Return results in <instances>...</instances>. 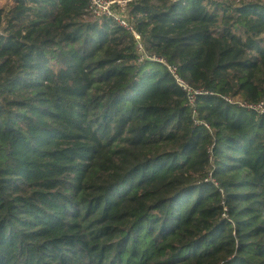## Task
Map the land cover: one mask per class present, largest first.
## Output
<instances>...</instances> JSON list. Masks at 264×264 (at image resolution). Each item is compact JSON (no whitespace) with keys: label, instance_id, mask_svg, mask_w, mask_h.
I'll list each match as a JSON object with an SVG mask.
<instances>
[{"label":"trees","instance_id":"1","mask_svg":"<svg viewBox=\"0 0 264 264\" xmlns=\"http://www.w3.org/2000/svg\"><path fill=\"white\" fill-rule=\"evenodd\" d=\"M10 1L0 264H264V0Z\"/></svg>","mask_w":264,"mask_h":264},{"label":"built area","instance_id":"2","mask_svg":"<svg viewBox=\"0 0 264 264\" xmlns=\"http://www.w3.org/2000/svg\"><path fill=\"white\" fill-rule=\"evenodd\" d=\"M128 1L125 0H88V12L89 15L94 20H103L109 19L113 23L118 24L119 26L127 29L128 31L132 32L136 38H138L137 33L134 31V28L129 20L128 8H127ZM139 50L143 51L142 45H139ZM140 60H147L145 53L142 54ZM155 61L163 63L161 59L154 58ZM168 71L173 76L175 81L178 83L179 87L183 91H185L189 105L194 107L196 97L198 95H206L208 92H204L202 90H196L190 87L177 73V68L171 67L166 65ZM229 103H233L231 100L226 99ZM239 106L243 108H247L248 110H252L257 112L260 115H264V103L256 104V105H249L246 103H239Z\"/></svg>","mask_w":264,"mask_h":264},{"label":"rangeland","instance_id":"3","mask_svg":"<svg viewBox=\"0 0 264 264\" xmlns=\"http://www.w3.org/2000/svg\"><path fill=\"white\" fill-rule=\"evenodd\" d=\"M11 6L12 2L10 0H0V9L8 11Z\"/></svg>","mask_w":264,"mask_h":264}]
</instances>
